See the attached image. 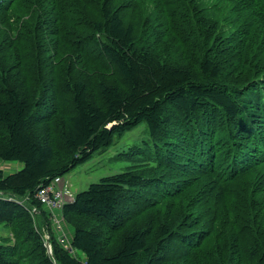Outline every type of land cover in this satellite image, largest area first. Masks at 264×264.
<instances>
[{
    "label": "trees",
    "instance_id": "obj_1",
    "mask_svg": "<svg viewBox=\"0 0 264 264\" xmlns=\"http://www.w3.org/2000/svg\"><path fill=\"white\" fill-rule=\"evenodd\" d=\"M143 121L62 207L72 253L38 191ZM0 160V264H264V0H0Z\"/></svg>",
    "mask_w": 264,
    "mask_h": 264
},
{
    "label": "rangeland",
    "instance_id": "obj_2",
    "mask_svg": "<svg viewBox=\"0 0 264 264\" xmlns=\"http://www.w3.org/2000/svg\"><path fill=\"white\" fill-rule=\"evenodd\" d=\"M25 17H28V15H26ZM80 30L83 31L84 27H82V29ZM64 67H66V65ZM72 74H75L72 77H80L81 79H87L88 81H91L95 77L92 75L82 74L80 72L74 71L72 72ZM62 76L61 74H57L56 79L61 80ZM45 78L46 82H51L53 73L45 71ZM139 146L149 148L150 150L156 149L155 143L152 140L150 134L149 126L146 121L139 123L136 127L126 131L122 135L115 136L114 142L110 146L95 152L92 157L86 162L79 164L76 168L66 173L63 177L64 182L67 184L69 189L74 194H76L82 190L87 189L92 183L99 182L105 176H110L122 171H126L127 169L141 162L140 157H142V155L137 153L139 149L136 150V148ZM0 162V167L6 173L17 171L23 167V163L19 161ZM8 163H10L9 167H7ZM16 165H18V167L15 168ZM124 224H126V222L122 223L120 227ZM126 226L127 224L124 225V229L126 228ZM70 229L72 230L73 228L71 227ZM42 232L43 238V236L46 234L45 228H43ZM6 237L10 238V240L6 241V243L14 244L16 237L14 231L9 227L0 225V242ZM79 255H83L82 251H79Z\"/></svg>",
    "mask_w": 264,
    "mask_h": 264
},
{
    "label": "built area",
    "instance_id": "obj_3",
    "mask_svg": "<svg viewBox=\"0 0 264 264\" xmlns=\"http://www.w3.org/2000/svg\"><path fill=\"white\" fill-rule=\"evenodd\" d=\"M37 197L51 214L50 221L58 241L61 242L63 247L76 254V249L71 245L73 234L70 225L62 214V207L66 202L73 200L74 193L64 182L63 177L57 176L50 183L42 186L37 193ZM32 211H36V209L33 208ZM44 242L49 252H51V235L48 232L44 235Z\"/></svg>",
    "mask_w": 264,
    "mask_h": 264
},
{
    "label": "crops",
    "instance_id": "obj_4",
    "mask_svg": "<svg viewBox=\"0 0 264 264\" xmlns=\"http://www.w3.org/2000/svg\"><path fill=\"white\" fill-rule=\"evenodd\" d=\"M0 161H2V160H0ZM0 164H1V162H0ZM2 164H3V163H2ZM9 164H10V163H8L7 167H9ZM11 164H12V163H11ZM16 167H18V165H16L15 168H16ZM0 168H1V167H0ZM70 228H71V227H70ZM70 230H71V229H70ZM71 232H72V234H73V230H71Z\"/></svg>",
    "mask_w": 264,
    "mask_h": 264
}]
</instances>
